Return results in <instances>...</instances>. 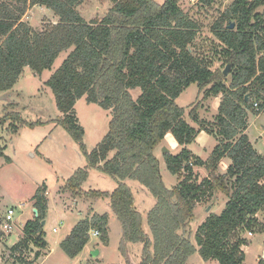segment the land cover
Wrapping results in <instances>:
<instances>
[{"label": "trees", "instance_id": "trees-1", "mask_svg": "<svg viewBox=\"0 0 264 264\" xmlns=\"http://www.w3.org/2000/svg\"><path fill=\"white\" fill-rule=\"evenodd\" d=\"M83 1L0 0V95L11 91L24 68L40 75L51 70L61 53L69 51L45 83L61 114L56 123L78 143L87 161V167L65 181V190L81 194L88 169L115 180L111 193L91 191L87 199L109 200L121 228L118 250L124 259L128 257L127 244H142L138 264H187L195 253L204 262L243 264L242 247L247 242L239 231H264L257 218L264 211V155L243 134L248 114L264 113V11L258 12L264 0H234L221 12L211 27L217 42L214 52L221 61V69L214 70L211 59L195 50L199 26L183 12L180 0L162 4L110 0L112 6L102 19L90 22L77 10ZM202 2L210 7L212 0ZM27 5L45 8L57 23L32 30L21 21ZM226 66L228 76L223 75ZM192 84L203 91L204 100L221 94L214 121L200 120L197 107L190 111L189 118L198 129L183 119L184 111L176 104ZM136 90L139 93L134 98ZM82 97L111 114L106 134L89 153L74 109ZM8 106L16 107L13 103ZM8 120L18 125L12 127L13 133L23 123L18 113L8 112L0 118V126ZM200 132L217 141L206 161L188 149ZM168 134L181 150L176 155L163 154L166 170L172 176L185 173L172 188L164 185L155 156ZM4 150L0 147V159L10 163ZM224 158L230 164L220 174L217 166ZM193 166L208 172L201 183H197ZM128 180L155 199L146 216L151 236L142 229V215L134 208L133 194L125 183ZM215 192L228 200L219 215L210 214L198 226L196 250L190 239V221L196 205ZM45 193L43 183L32 197L37 215L32 214L33 219L22 229L23 237L11 247L20 252L18 260L23 264H35L39 257L38 252L33 260L24 257L29 245L41 250L47 247L41 226ZM91 231H97L103 243L108 242L106 214L78 221L60 242V249L76 258Z\"/></svg>", "mask_w": 264, "mask_h": 264}, {"label": "rangeland", "instance_id": "rangeland-1", "mask_svg": "<svg viewBox=\"0 0 264 264\" xmlns=\"http://www.w3.org/2000/svg\"><path fill=\"white\" fill-rule=\"evenodd\" d=\"M153 1L162 4L165 0ZM111 6L110 0H84L77 10L87 22L99 21ZM180 6L183 12L199 26L200 33L195 42V50L211 59V69H221V61L214 52V49H217V42L211 27L219 18L223 7L219 3L210 7H202L199 4H191L188 0H180ZM25 10L21 21L27 23L34 31H39L46 25L56 24L58 21L50 11L43 7L27 5ZM262 11L264 7L258 9V12ZM68 53L69 51L61 53L51 70L43 71L40 75L34 74L29 68H24L11 91L0 95H6L5 99L0 100V118L8 112H15L23 120L20 128L15 130L16 134L12 130V127L18 126L16 122L8 120L0 126V147L5 149L3 153L10 159V163H6L3 158L0 159V216L9 208L14 207L16 209L14 221L19 223L12 234L3 235L1 233L0 238H4L3 241L0 239V264L17 262L23 264L18 260L20 252L8 246L17 242L20 235V239L23 237L24 224L33 219L34 201L32 197L37 187L43 183L47 188L45 196L49 200L43 226L44 240L48 243V249L41 250L29 245L24 252L26 259L33 260L38 252L39 257L35 264H138L142 244H127V259L119 253L121 228L110 208L109 200L107 198L87 199L88 192L91 191L111 193L116 187L115 180L96 169H88L89 174L86 182L81 186V194L68 192L64 188L65 181L76 170L87 167L86 157L78 143L62 126L56 123L61 114L56 108L52 92L45 84ZM138 93V90L133 93L134 98ZM220 100L221 94L204 100L203 91L199 92L197 85L192 84L176 99V104L184 111L183 119L198 129V126L189 118L190 111L197 107L198 118L212 122L218 114ZM10 103L15 104L16 107H9ZM74 109L79 125L84 129L82 143L86 152L89 153L106 134L111 114L96 104L87 103L85 97L76 102ZM248 123V137L254 147L264 154V113L257 117L249 115ZM171 140V135L165 137L155 150V156L160 162L162 180L167 188L176 186L185 176L184 172L172 176L166 170L162 149L166 148L173 155L181 150V147L176 142L173 145ZM216 145L217 141L211 135L200 132L188 149L195 157L206 161ZM229 164L230 160L224 158L218 164L217 172L225 173ZM192 168L197 183H201L208 176V172L203 167L193 166ZM125 183L133 194L134 208L142 215V229L145 234L151 236L146 216L155 205V199L136 182L128 180ZM227 200V197L215 192L213 197L196 205L194 217L189 225L192 233L190 239L196 250L198 247L195 244L194 233L198 226L210 214L219 215ZM93 201L91 208L89 203ZM20 204L25 205L22 211L17 210ZM93 210L98 215L106 214L108 217V242L103 243L100 235L91 236L89 234L84 249L76 258L71 259L60 249L59 244L66 237L68 228L75 222L74 220L91 218L94 215ZM258 214V221L264 226V211ZM54 228L58 230L56 233L53 232ZM239 234L247 242L242 247L245 255L243 264H258L260 259L264 260V231L250 233L243 229L239 231ZM93 250H98L96 257L90 255ZM187 264L218 263L204 262L198 253H195L187 260Z\"/></svg>", "mask_w": 264, "mask_h": 264}, {"label": "built area", "instance_id": "built-area-1", "mask_svg": "<svg viewBox=\"0 0 264 264\" xmlns=\"http://www.w3.org/2000/svg\"><path fill=\"white\" fill-rule=\"evenodd\" d=\"M191 4H199L200 6L203 5L202 0H188ZM234 0H212L211 6L214 5L215 3L221 4L223 7V10ZM204 7V5H203ZM206 7V6H205ZM253 108L258 111V104L254 103ZM24 204H20L17 206V210L22 211L24 208ZM16 209L14 207L9 208L6 210L1 216H0V233L3 235H10L12 234L16 228L19 226L18 222L14 221V215H15ZM53 232H57V228L53 229ZM91 236H98L99 233L97 231H91L90 232ZM15 264H19L18 262Z\"/></svg>", "mask_w": 264, "mask_h": 264}, {"label": "crops", "instance_id": "crops-1", "mask_svg": "<svg viewBox=\"0 0 264 264\" xmlns=\"http://www.w3.org/2000/svg\"><path fill=\"white\" fill-rule=\"evenodd\" d=\"M58 20V19H57ZM262 114V113H261ZM261 114H259V115H261ZM249 115H251V116H254V117H257V116H259V115H252V114H248V116H247V121H246V129H245V131L243 132V134L244 135H246L247 137H248V134H247V131H248V128H249V123H248V119H249ZM167 136H170V134H168V135H166L165 137H167ZM171 141H172V143H173V145L175 144L174 142H175V140L173 139V137L171 136ZM248 140H249V142L251 143V145L253 146V148H255L254 147V145L252 144V141L250 140V138L248 137ZM177 144V143H176ZM256 149V151H258L260 154H262V155H264L261 151H259V150H257V148H255ZM223 160V159H222ZM221 160V161H222ZM223 174V173H222ZM86 182V181H85ZM84 182V183H85ZM46 192H47V188H46ZM45 195H46V193H45ZM45 199H46V212H45V217H46V214H47V210H48V205H49V200L47 199V197L45 196ZM94 203V201L93 202H90L89 204H91V208H92V204ZM31 209H33V208H31ZM32 211V210H31ZM93 212V214H98L95 210H93L92 211ZM100 215V214H99ZM259 214H257V216H258ZM75 222L73 223V224H71L70 226H69V228H68V232H67V235L70 233V231H71V229L75 226V224L78 222V219H76V220H74ZM142 222H143V219H142ZM21 227H22V224H21ZM58 231V230H57ZM56 233V232H55ZM66 235V236H67ZM21 236V235H20ZM20 236L18 237L19 239H20ZM3 238L4 237H1L0 239L3 241ZM10 238V237H9ZM8 238V239H9ZM8 241V240H7ZM19 240H17V242H18ZM17 242H15L12 246H14ZM48 244V243H47ZM1 245V244H0ZM6 246H7V242H6ZM12 246H8L9 248L10 247H12ZM46 249H48V245H47V247H46ZM46 257V256H45Z\"/></svg>", "mask_w": 264, "mask_h": 264}, {"label": "water", "instance_id": "water-1", "mask_svg": "<svg viewBox=\"0 0 264 264\" xmlns=\"http://www.w3.org/2000/svg\"><path fill=\"white\" fill-rule=\"evenodd\" d=\"M233 27H234V24L231 23V25L229 26V28L232 29ZM228 73H229V66H226L225 69H224V71H223V75H224V76H227ZM5 98H6V95L0 96V100H3V99H5ZM162 153H163V154H164V153H169V150H167L166 148H163V149H162ZM208 210H209V209H207V211H208ZM33 213H34L35 216L37 215V211H36V209H33ZM44 224H45V222L42 221V222H41V226L43 227ZM90 255H91L92 257H96V256L98 255V250H93V251H91V252H90Z\"/></svg>", "mask_w": 264, "mask_h": 264}]
</instances>
